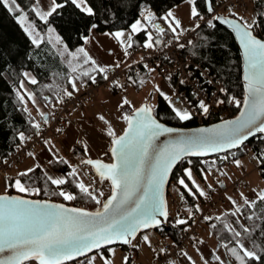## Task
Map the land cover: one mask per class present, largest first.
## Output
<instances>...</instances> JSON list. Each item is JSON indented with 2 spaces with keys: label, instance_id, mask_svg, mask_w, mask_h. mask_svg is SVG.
I'll use <instances>...</instances> for the list:
<instances>
[{
  "label": "snow or ice",
  "instance_id": "1",
  "mask_svg": "<svg viewBox=\"0 0 264 264\" xmlns=\"http://www.w3.org/2000/svg\"><path fill=\"white\" fill-rule=\"evenodd\" d=\"M2 2L10 13H22L17 0H2ZM71 2L81 8L83 0H71ZM187 2L190 7V18L203 19L200 11H198L197 0H187ZM51 3L50 11L36 13L42 20L46 21L48 16L62 6L56 0H51ZM82 11H85L89 16L95 15L91 7H82ZM207 11L209 13L214 11L213 0H207ZM232 15L235 19L224 20L219 16H214L207 23L212 28L216 27L212 20L229 24L243 48L247 96L243 101V110L240 115L235 120H226L211 129L201 128L192 134H180L176 140L171 141L163 149L155 148L153 141L160 135L171 134L178 130L158 122L153 117L150 106L145 105L134 109L131 115L124 113L122 119L127 124V129L120 136H117L105 116L100 115L98 119L107 126V135L112 137L114 147H112L111 152L115 158V163L103 164L100 161L94 162L92 160H87L86 163L93 165L102 179L111 182L113 189L111 196L103 203L102 209L95 212L66 208L62 204L42 203L7 195L0 196V257H2L0 264H24L29 259H34L39 264H64L65 261L85 256L104 245L113 243L132 245V241L139 230L160 227L162 221L159 217H163L164 221L167 220L168 211L162 192L170 170L182 157L206 155L209 152L237 148L249 136L264 133V40L257 38L253 33L254 27L258 26L257 21L249 22L235 12ZM260 15L264 16V12H261ZM169 18H171V22L168 26L175 34L177 29L181 28V21L175 18L172 12H168L164 17L166 21ZM17 19L18 22L22 23L26 17L21 15ZM148 19L151 20L153 17L149 15ZM96 27L97 25H92V28ZM195 27L199 28L200 25L196 24ZM139 28V21L132 25L133 32ZM24 31L32 35L27 27L24 28ZM156 31L162 34L164 29L157 27ZM114 36L116 39H120L124 36V32L117 31ZM152 40L153 37L149 34V42L145 46L152 48L154 46ZM85 42L87 43V40ZM121 42L123 43V41ZM32 43L38 44V41L33 39ZM156 43H160L159 39L156 40ZM179 46L184 47L182 44ZM79 51L88 60H91L84 49ZM92 63L95 64L96 62L92 60ZM73 71L76 69L73 68ZM98 71L104 72L105 69L99 68ZM24 76L27 77L28 73L25 72ZM107 78L104 76V79ZM91 79L95 82V77H91ZM168 79L171 77L169 76ZM36 82L35 79H31V83L35 84ZM180 82L184 83L183 80ZM71 86L73 90H79L75 80L71 82ZM117 86L122 87L119 84ZM20 87H24L23 83ZM157 90L159 91V89ZM221 91L224 90L221 89ZM66 94L71 97L73 92L68 91ZM161 95L172 106L175 117L180 121L193 118L191 111L174 106L164 93L161 92ZM20 99L23 100L24 97L20 96ZM219 103H224V101L221 100ZM234 103L237 107H241L240 100L234 99ZM125 105L132 107L126 97L122 99L118 108H123ZM198 106L203 114L209 112V107L204 101H199ZM45 123H47L46 119ZM33 127L39 129L40 125L33 124ZM56 131L59 132L61 129H56ZM25 139L24 133H19V140L23 142ZM28 155L31 156L32 153L30 152ZM236 164L240 166L239 161H236ZM32 171L33 169H28L19 175L24 177ZM185 174L189 180H192L191 170L186 169ZM73 175H76L75 169H73ZM47 180L57 186L67 183L63 178H53L50 175L47 176ZM192 182L195 184L194 180ZM178 183L191 192L184 178H180ZM14 187L21 193L30 192L20 179L15 180ZM77 187L81 193L90 197L97 204L100 203L97 195L94 194L95 189L90 191L89 186H86L82 181L77 184ZM196 187L199 196L205 197L207 195L198 185ZM39 192L40 189L35 188L31 190L30 194H38ZM58 194L65 200L75 199L74 195L64 191H60ZM99 195L102 196L103 193L100 192ZM259 199L264 201V192L259 193ZM232 203L235 205L236 202L232 201ZM245 203L250 208L255 206L247 198H245ZM197 211H199L198 208ZM189 214L191 216V209H189ZM205 219L210 218L205 217ZM248 219H252V216H249ZM176 223L184 225L187 224V220L177 219ZM212 227L214 228L215 225ZM226 227L233 233L234 238L241 237L240 231L229 226ZM243 232L251 235V231L247 227H243ZM143 240L148 242L149 237L145 235ZM132 246L135 247V245ZM222 246L228 248L227 244ZM239 247L243 253L242 256L236 248H230L229 251L240 261V264H246L245 258L256 261L261 259L256 251V245H253L250 250L245 248L243 242L240 241ZM4 253H8V255L4 256ZM189 259L191 258L189 257ZM89 260L94 262L93 257H89ZM104 264H109V261L105 260ZM124 264H128L127 257L124 258ZM193 264H195L194 261ZM221 264H223L222 261Z\"/></svg>",
  "mask_w": 264,
  "mask_h": 264
},
{
  "label": "trees",
  "instance_id": "2",
  "mask_svg": "<svg viewBox=\"0 0 264 264\" xmlns=\"http://www.w3.org/2000/svg\"><path fill=\"white\" fill-rule=\"evenodd\" d=\"M86 1L95 15L89 16L81 8L74 5L71 0H56L62 6L48 16L45 21L36 14L38 9L35 0H17L22 13H10L0 0V162L7 159L15 148L21 144L19 133L23 132L27 137L39 130L33 127L35 116L29 112L27 108L29 98L20 87L25 72H31L35 76L37 82L31 84V93L47 107L64 97L68 91L78 92L94 83L91 77H95V81L102 79V72L94 68L90 62L73 66L63 60L59 50L50 40L48 30L51 26L69 50L78 51L82 48L92 30L112 33L127 30L147 10H151L158 18L164 20V16L171 9L187 0ZM217 1L213 0V5ZM197 6L201 15L205 17L209 15L206 0H197ZM253 8L256 11L255 21L258 22V26L254 27L253 31L256 30L257 36L264 39V16L260 15L261 12H264V0H256ZM21 15L26 17L22 23L18 22L17 19ZM226 16L235 18L231 14ZM25 22L33 24L38 30L40 34L38 44H33L31 36L24 31L23 23ZM93 24L97 27L92 28ZM213 24L216 25L215 28L203 25L197 30V40L186 49L185 53L191 55L195 61H198L201 66L215 75L224 84L229 95H235L239 98L242 107L245 91L242 80V60L238 46L228 30L215 22ZM146 32L142 31L133 37L135 46L144 43L147 38ZM73 68L76 71H73ZM150 74V72L148 73L143 69L139 73L133 72L129 75L128 82L136 89H141L142 80ZM73 80L76 82L78 91L73 90L71 86ZM20 96H23L24 99L21 100ZM241 107L237 109V113ZM152 108L155 116L160 121L176 127L191 128L219 121L216 119L202 124L195 119L180 121L175 117L167 100L162 96L158 97L157 105ZM131 112L132 110L128 111L127 114L130 115ZM246 146L250 147L260 161L264 159V135H261L246 143L243 146L244 148L227 153L231 163L248 153L247 150L245 151ZM71 152L76 157L83 154L84 149L74 147ZM49 155L52 170L60 173L67 183L61 186L53 185L47 180L48 173L40 166L35 167L27 176L21 177L19 175L18 177L26 187L40 189V192L34 198L50 199L68 204L67 200L58 194L60 191L67 190L75 196V201L80 207L97 210L98 206L95 202L80 192L77 184L81 180L77 174L73 175V169L68 162L64 163L66 159L56 157L50 152ZM185 166H178L175 169L171 182L176 180L177 183V178L184 175ZM190 166L201 179H204L207 175V167L201 164L200 158H193V163ZM10 181L13 183L12 179ZM180 187L182 193L179 204L187 207L195 205L198 202L197 197L184 187ZM8 193L32 197L14 190L13 187H10ZM248 201L254 203L255 206L250 208L244 202L235 215L231 211L219 213L214 220L208 222V225L216 237L223 244L228 245L226 249L235 264H240V261L230 253L229 249L236 248L242 256L243 253L239 247L240 241L246 242L251 249L253 245H256V251L261 257L259 261L245 258L246 264H264V250H262L264 249V201H260L259 197L256 196L248 199ZM249 216H252V219H248ZM212 225H215V227L213 228ZM226 226L240 231L241 237L234 238L233 233ZM241 226L249 228L251 235L244 233ZM157 231L161 237L172 236L177 238L178 236V230L169 222ZM128 246L124 245L122 247L126 248ZM106 248H102L99 252L105 251ZM129 258L128 264H131V255ZM88 259L89 257L78 262H85Z\"/></svg>",
  "mask_w": 264,
  "mask_h": 264
},
{
  "label": "built area",
  "instance_id": "3",
  "mask_svg": "<svg viewBox=\"0 0 264 264\" xmlns=\"http://www.w3.org/2000/svg\"><path fill=\"white\" fill-rule=\"evenodd\" d=\"M255 1L218 0L214 5L213 13L205 17L204 21L198 19L200 27L208 25L207 22L217 13H223L234 8L248 11L251 5L254 6ZM149 15L153 19H148ZM140 19L153 29L154 39L155 41L159 39L160 43L157 44L155 42V46L152 48L145 46L130 47L126 52V64L105 69L102 72L101 80L95 81L79 92H73L71 97L66 94L58 101L52 103L50 123L41 126L36 133L27 136L7 159L0 162V175L6 173L13 164L21 162L25 157L29 156L28 153L37 154L38 149L47 141H62L61 138L64 136L66 128L70 125H77V122L73 119V114L88 102L99 88L110 85L115 91H120L123 86L118 87V82L127 81L131 73H139L142 69L147 72L160 74L170 84L186 109L193 113L192 119H195L200 124L212 122L216 119L219 121L226 120L237 114L239 107L235 105L234 99L239 100V98L235 95H229L224 84L215 75L211 74L207 68L201 66L198 61H195L191 55L185 53L186 49L197 40V30L200 27L195 30H186L174 34L169 32L168 26L151 10H147ZM157 23H160V28L164 29L162 34L156 31ZM254 34L257 35L256 30ZM181 44L184 45L183 48L179 46ZM104 76L108 78L104 79ZM169 76L171 79H168ZM181 80L184 83H181ZM124 87L126 88V84ZM221 89L224 91L222 92ZM201 100L209 107L207 114H203L198 106ZM221 100L224 103H219ZM56 129H61V131L58 132ZM70 151L71 149L65 148L67 155L70 154ZM192 163L193 157H187L180 162L179 166L191 165ZM201 164L207 167V174L211 179L209 192L205 197H201L195 205L188 207V209H191V216L189 211L186 213L181 206L177 205L174 196L169 195V207L176 206V213L181 219L187 220V224L180 226L176 223V218L169 215L168 222L178 230V236L177 238L172 236L161 237L160 243L152 250L153 264H171L174 261L184 259L190 247L202 239L200 225L214 220L217 216V211L228 206L229 201L226 197V190L231 188L235 193H238L244 186L240 178L231 184L225 182L224 176L231 166V160L227 154L201 159ZM42 165L43 168L50 167L46 158L42 160ZM236 170L241 173L244 169L241 166H237ZM82 171L89 183V190L95 189L94 194L97 195L100 203L97 204L93 201L97 206H102L103 202L112 193L111 184L97 181L92 170L82 169ZM258 171L261 175H264V159L261 160ZM64 192L70 193L67 190H64ZM100 192L103 193L102 196L99 195ZM67 201L72 205L79 206L75 199ZM197 208L199 211H197ZM205 217L210 219H205ZM137 246L140 249V244Z\"/></svg>",
  "mask_w": 264,
  "mask_h": 264
},
{
  "label": "rangeland",
  "instance_id": "4",
  "mask_svg": "<svg viewBox=\"0 0 264 264\" xmlns=\"http://www.w3.org/2000/svg\"><path fill=\"white\" fill-rule=\"evenodd\" d=\"M38 12H40L39 9ZM169 12H172L175 18L181 21V28L177 29V33L186 30H195L197 29L195 25L196 24L200 25V23L198 22L199 18L196 19L190 18V7L187 1L175 6ZM233 12L238 14V16L244 17L245 20L249 22L256 20V11L253 8V5L250 6V9L248 11H241L239 9L234 8L229 11L223 12V14L232 15ZM202 16L203 19L201 20L204 21L205 16L204 15ZM164 22L168 26L169 23L171 22V18H169V20L167 21L164 19ZM23 26L24 28L27 27L29 31L32 33V35H30L32 39H36L37 41L40 40V34L33 24L29 22H25L23 23ZM127 30H123V31H127ZM48 34L53 45L59 50L61 56L63 57V60L66 63L75 66L76 64L74 63V60L76 59L75 58L76 54H73L74 52L73 53L71 52L76 50H69L64 44V42L61 40L59 34L52 26L49 28ZM149 34L152 35L153 37L152 43L155 46L154 35L151 29H147L146 32L147 38L142 44V46H145L149 42L148 41ZM57 37H59V40H57ZM150 73H151L150 76L142 80L143 85L141 89H136L128 81L118 82V84H122L123 86L122 90L120 91H115L112 87H110V85L103 86L95 92V94L88 100V102H86L82 106V108L80 107L79 110H77L78 113L80 114V120L76 121L74 118L73 119L78 123V126L75 127V131L72 132H70V129H72L71 127L74 128V126L76 125L74 126L70 125L69 127H67L63 137L65 141L66 139H68V141L74 139L76 142L75 143L76 146H83L85 150L83 154L74 157L71 152L72 149L68 147L66 143L64 144L61 140L47 141L46 149L51 154L56 155V157L65 158L68 164L72 167V169H75L76 174L79 176L80 180L86 186H89V183L84 177L82 169L92 170L91 166H89L86 163L88 157L95 155L98 150H101L105 145H107L109 140L112 141V137H109L107 135V126H105L103 122H101L98 119L100 115L105 116V118L110 122L112 129L115 131L117 136H119L126 128V123L122 119V115L124 113H128V111L130 110L133 111L134 109H137L144 103H147L152 107H155L157 105L158 97L162 96L161 92L164 93L169 98V100L173 102L174 106L179 107L181 109L186 108L185 105L182 103V101L178 98L177 94L174 92L170 84L167 81H165V79L160 74H158L157 72H150ZM34 77L35 76L29 72L28 76L22 80V83L24 85V88H22V90L24 94L30 92V88H31L30 81L31 79H35ZM125 84H126V88L124 87ZM157 89H159V91ZM30 95L32 97V93ZM125 97L130 101L132 107L125 105L123 108H118V105ZM162 97L164 98V96ZM89 105L90 106L93 105V106L90 107V109H88ZM42 106H43L42 109L44 110L47 118L51 119V106L47 107L43 104ZM27 108L33 116L38 115V112L32 108V103H30V101L28 100H27ZM83 118L85 119L83 120ZM41 122L42 120L37 116H35V124H41ZM63 137L61 139H63ZM65 148L71 149L69 155L65 153ZM246 150L248 151V153H245L242 157L237 159L240 162V166L243 167L244 170L241 173L237 171L238 175H236L235 178L232 179L230 182L231 184L232 182H235L240 178L243 181L244 186L241 189V191L238 193H235L234 190L231 188H228L226 190V197L229 201L228 206L225 207V209H220L218 213H222L225 211L238 213L239 211H237V209L240 210L241 206L245 202V198H247L248 200L254 196L259 197V193L264 192V176L261 175L258 171L261 165V161L254 154V152L250 149L249 146L245 147V151ZM99 156H100V160L106 162L111 161V158L106 154H100ZM45 157L46 160L49 161V166H50L51 157L50 156H45ZM39 160L36 158L35 153L32 154L31 156L25 157L21 162L13 164L6 173L0 175V182H4L7 185H9L10 178L13 177L10 170L13 168H18L19 172H26L28 169H34L35 167H37V165L41 167ZM233 162L235 163L236 160ZM43 169L47 173H52L53 171L51 166ZM186 169L191 170L192 180H189L187 178L185 174ZM51 176L53 178H61V176L56 173L51 174ZM205 177L204 179H201L197 174L194 173L192 167L189 164H186L184 168V175H181L179 178H177V183L175 182L176 180L171 182L169 186L170 195L174 196L177 205L181 206L184 212L188 213L189 209L187 206L179 204L181 200L180 196L182 193V188L180 187L181 185H179L178 180L180 178H184L185 183L188 184V188L191 189L190 193L195 195L199 201L200 196H199V192L197 191V187H196L197 185L199 186L200 189L204 190L206 194H208L209 192V185L211 183V179L208 175H205ZM95 179L99 182L101 181L104 184L108 183L106 179H102L98 177L96 174H95ZM193 180L195 181V184H193L192 182ZM13 189L16 190L14 186ZM32 189L34 188H29L30 192L23 194H27L29 196L35 197L37 194H30ZM0 192H2L1 189ZM232 201L236 202L235 205L232 203ZM175 207L176 206H171L169 214L171 217L176 218V220L181 219L179 215L176 213ZM200 229L202 232V239L194 245V248L198 249V255L200 261L203 264H221V261L223 262V264H235V262L232 260L231 256L229 255L227 249L222 246L223 243L212 232L209 225L202 224L200 225ZM145 235L149 237L148 242H145L143 240V236ZM160 241H161V235L157 230L144 231L132 242V245H135V247L132 245H129L126 248L122 246L107 247L105 251L97 252L90 256L94 258V262L88 259L85 262H75L71 264H104L105 260L109 261V264H124V258L127 257L129 261L130 255L132 260L131 264H143V262L147 264L146 259L148 261V264H153L152 250L156 245L160 243ZM139 243L142 246L141 249H138L137 245ZM243 244L245 248L251 250L250 246L246 242H243ZM143 255H146V258H144ZM217 257H219V259H217ZM140 260L143 262H140ZM182 262L183 264H191L186 259L183 260ZM25 264H38V263L36 260L32 259L27 261Z\"/></svg>",
  "mask_w": 264,
  "mask_h": 264
},
{
  "label": "crops",
  "instance_id": "5",
  "mask_svg": "<svg viewBox=\"0 0 264 264\" xmlns=\"http://www.w3.org/2000/svg\"><path fill=\"white\" fill-rule=\"evenodd\" d=\"M35 2H36V6L40 10V12L45 13V12H48V11L51 10V7H52L51 0H35ZM82 7H90V6H89V4L87 3L86 0H83ZM82 7H81V9H82ZM138 21L140 23V28L136 32H133L132 31V26H131L129 28V30L122 31V32H124V36L121 37L120 39H116L115 38L114 33H116V32H113V33L112 32H107V31L106 32H97L96 30H92L91 34L86 38L87 43L85 42L84 45L81 48V49H84V52H87L88 57H90L91 60H88L83 55V53H81L79 50L78 51H72L71 53L74 52L73 54H76L75 55L76 59L74 60V63L76 65H78L79 63H83V62H90L92 64V66L94 68H96V69H99V68L107 69V68H109L111 66H117V65L120 66V65L126 64L127 63V55H126L127 50L130 47L136 45L135 42L133 41V37L135 35L139 34L140 32L147 31V29H149L147 27V25L141 19L137 20L134 24H136ZM164 24H166V23H164ZM168 29H169V27H168ZM169 32H171L170 29H169ZM121 41H123V43ZM141 44L142 43H140L139 46H142ZM92 60H94L96 63L93 64ZM26 73L29 74V72H26ZM31 84L32 83L30 81V87H31ZM30 94H31V88H30V92L26 93V95L28 96L30 103H32V108L35 111L38 112V115H35V116H37L38 118H40L42 120L41 124H39L40 127L43 126V125L49 124L51 119L47 118V116L45 115V112L42 109L43 108L42 102L39 101L33 95L31 97ZM93 105H91V106L89 105L88 109H90V107H92ZM41 113H43V115H41ZM73 118L76 121L80 120V114L78 113V111L73 115ZM45 119L47 120V123H45ZM84 119L85 118H83V120ZM77 126H78V123H77L76 126H74V128L71 127L72 129H70V132L75 131V127H77ZM62 142L64 144L66 143L68 145V147H70L71 149L76 147V144H75L76 142H75L74 139H72L71 141L70 140L68 141V139H66V141H65L64 137H63ZM111 145H112V141L109 140L107 145H105L101 150H98L95 155H93L91 157H88V160L100 159V156H99L100 154H106V155H108L110 157ZM81 147L84 149L83 146H80V148ZM39 149L37 151L36 158L38 160L40 159L39 163H40L41 167L43 168L42 160L46 158L45 156H50V155H49V151L46 149V143L42 147H40ZM236 161H238V160H236ZM236 167H237L236 162L235 163L232 162L230 168L227 170V172H226V174L224 176L225 177L224 178L225 182L230 183L231 180L234 179L236 175H238ZM10 172L13 175V177L10 178V180L11 179L13 180V183H11L12 181H10L9 185H7L4 182H0V189L2 191V192H0V194L8 193L10 187H13L15 180L18 179L19 173H21V172H19L18 168H13V169L10 170ZM53 172L54 171H52V173H48V175L51 176V174H55L56 173V174H59L61 176V178L64 179V177H62V175L60 173H58V172H54L53 173ZM218 211H217V214H219ZM195 244H193L190 247L186 257L183 260L186 259L191 264H193V261L195 262V264H203L200 261V258H199V255H198V249L194 248ZM141 248H142V246L140 244V249ZM143 256H144V258H146V255H143ZM189 257L191 259H189ZM183 260H177V261L172 262L171 264H183V262H182ZM140 262H143V261L140 260ZM146 262L148 264L147 259H146ZM143 264H146V263L143 262Z\"/></svg>",
  "mask_w": 264,
  "mask_h": 264
},
{
  "label": "water",
  "instance_id": "6",
  "mask_svg": "<svg viewBox=\"0 0 264 264\" xmlns=\"http://www.w3.org/2000/svg\"><path fill=\"white\" fill-rule=\"evenodd\" d=\"M206 6H207V0H206ZM214 8V6H213ZM208 12V11H207ZM214 12V11H213ZM212 12V13H213ZM209 13V12H208ZM215 16H219L221 17V19H224V20H231V19H235V18H232V17H229V16H226L224 15L223 13H217ZM215 23L219 24L220 26H222L223 28H225L226 30H228L237 46H238V49H239V53H240V57H241V60H242V80H243V84H244V91H245V94H244V99L245 97L247 96V82L245 81L244 79V76H245V68H246V64H245V59H244V52H243V48L239 42V39L237 38L233 28L229 25V24H225V23H221L219 20H214ZM160 23H157L156 24V27H160ZM254 33V32H253ZM255 35V34H254ZM257 38L261 39V40H264L260 37L257 36ZM244 101V100H243ZM150 106L149 104L147 103H144L142 104L140 107L142 106ZM138 107V108H140ZM152 108V106H150ZM137 108V109H138ZM243 110V104H242V107L240 109V111L238 112V114L234 117H231L229 119H226V120H235L239 115H240V112ZM133 112V111H132ZM131 112V114H132ZM130 114V115H131ZM152 115L153 117L160 123L164 124L166 127H170V128H173V129H177L178 131L177 132H174V133H171V134H163V135H160L159 137H157L154 141H153V144H154V147L157 148V149H163L166 145H168L171 141H174L176 140L180 134H192L194 133L196 130L198 129H201V128H214L216 125H219V124H222L224 121L226 120H220V121H217V122H214V123H209V124H204V125H200V126H196V127H191V128H183V127H176V126H171V125H168L162 121H160L154 114V111H153V108H152ZM127 129V125H126V128L125 130ZM124 130V131H125ZM124 131L122 132V134L120 135H123ZM119 135V136H120ZM261 135H264V133H256L255 135H252V136H249V138L244 141V143L242 145H240L239 147L237 148H232V149H228V150H225V151H217V152H209L207 153L206 155H196V156H185V157H182L181 160L173 166V168L170 170L169 172V175L166 179V182H165V185H164V188H163V192H162V195H163V198H164V201L166 203V208H167V211H168V214H169V205H168V192H169V186H170V183H171V179H172V175L175 171V169L180 165V162L182 160H184L185 158L187 157H194V158H211V157H215L217 155H221V154H226V153H229L231 151H234V150H238L240 148H242L244 145H246V143H248L250 140H252L253 138L257 137V136H261ZM112 147H114V145L112 144L111 145V148H110V158H111V161L110 162H106V161H103V160H100V159H93L92 161H100L101 163L103 164H112V163H115V158L113 157L112 155V152H111V149ZM151 155V153H150ZM89 166H91V168L93 169L94 173L98 176L99 174L97 173L95 167H93V165H90L88 164ZM101 178V177H100ZM107 180V179H106ZM110 184L111 182L109 180H107ZM112 186V185H111ZM112 194V193H111ZM4 195H7V196H14V197H19L21 199H26V200H33V201H40L42 203H51V204H62L64 205L66 208H76V209H82L84 211H87V212H95L97 210H89V209H86V208H82V207H77V206H73V205H69V204H66V203H62V202H57V201H54V200H50V199H40V198H34V197H28V196H23V195H20V194H17V193H3V194H0V196H4ZM111 195H109L110 197ZM107 197V199L109 198ZM107 199L104 201L106 202ZM99 209H102V207H100ZM159 219H161L162 223L160 225V227H152V228H147V229H141L137 232L136 236H135V239L140 235L142 234V232L144 231H151V230H158L159 228H161L163 225H165L167 223V220H168V217H167V220L164 221L163 217H159ZM134 239V240H135ZM133 240V241H134ZM132 241V242H133ZM126 244H123V243H113V244H109V245H104L102 246L100 249L98 250H93L89 253H87L85 256H79V257H76V258H73L72 260H68V261H65L64 264H71V263H75V262H78L82 259H85V258H88L90 257L91 255H93L94 253L96 252H99L100 250H102V248L104 247H121V246H124ZM4 256H7L8 253H4L3 254ZM2 258V257H0ZM29 260H32V259H29ZM28 260V261H29ZM27 261L24 262V264L26 263ZM37 263L39 264V262L37 261Z\"/></svg>",
  "mask_w": 264,
  "mask_h": 264
}]
</instances>
